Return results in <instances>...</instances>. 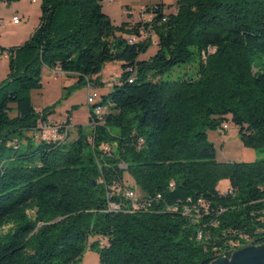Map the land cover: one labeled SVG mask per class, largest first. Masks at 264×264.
Listing matches in <instances>:
<instances>
[{"label":"trees","instance_id":"16d2710c","mask_svg":"<svg viewBox=\"0 0 264 264\" xmlns=\"http://www.w3.org/2000/svg\"><path fill=\"white\" fill-rule=\"evenodd\" d=\"M102 2L41 0L31 38L0 47L9 55L0 83V264H74L88 246L100 264L227 257L229 241L264 227V158L217 162L205 131L230 121L244 147L264 149V0H177L168 14L171 6L158 2L146 6L150 22L117 27ZM149 45L157 51L143 60ZM113 62L120 78L98 103L103 125L88 119L92 133L79 128L71 141L35 138L50 114L29 97L43 68L100 87ZM172 68L184 72L165 80ZM125 172L151 209L132 212L123 200L126 211H108ZM221 180L229 183L224 194Z\"/></svg>","mask_w":264,"mask_h":264},{"label":"rangeland","instance_id":"374dc122","mask_svg":"<svg viewBox=\"0 0 264 264\" xmlns=\"http://www.w3.org/2000/svg\"><path fill=\"white\" fill-rule=\"evenodd\" d=\"M162 2L166 6H171L173 9L177 0H114L113 3H108L103 0L101 3L102 12L109 18L111 24L115 27L128 22L125 14V7L130 6L135 14L145 2ZM40 2L32 3L31 0H0V47L5 49H14L22 46L27 42L38 27L40 12ZM170 9V11H173ZM13 17L19 18V25H14ZM144 35V34H143ZM130 35H123V38H129ZM154 39V38H153ZM157 51V47L149 45L146 52L140 55V58L147 60ZM114 64L110 68L112 74L105 76L111 79L107 84H111L108 88H103L100 84L94 87L92 84L91 90L88 93V85L77 82L75 76L65 77L54 75L46 68L41 70V88L34 89L29 92L31 102L37 112L50 113L48 118L53 123L58 124L64 121L67 116L71 117V127L68 130V141L76 138L77 130L81 128L84 134L92 133V128L89 126L87 98L88 94L94 97V103L90 105V109L94 104L101 101L102 94L106 95L111 87L112 82L118 81L120 78V67L117 68ZM183 68H172L165 80H176L184 72ZM8 61L2 58L0 54V83H2L8 75ZM56 77V79H55ZM102 88V89H101ZM227 128L222 130L223 125L216 129H208L205 131V139L211 143L216 152V161L222 163H250L257 159L264 158V149L255 150L246 148L241 144L239 136V127L230 121L224 123ZM114 133V129H111ZM33 136V134H27ZM34 139V143H38ZM36 141V142H35ZM36 146V144H33ZM37 159H35L36 161ZM124 183L132 188L137 195L141 196L140 191L133 185L131 177L127 172L124 174ZM229 188L227 180H221L217 184L218 192L225 193ZM92 241H89L91 243ZM74 264H100L98 252L95 248L88 246L83 256Z\"/></svg>","mask_w":264,"mask_h":264},{"label":"built area","instance_id":"2783aa9c","mask_svg":"<svg viewBox=\"0 0 264 264\" xmlns=\"http://www.w3.org/2000/svg\"><path fill=\"white\" fill-rule=\"evenodd\" d=\"M41 0H31L32 3H37L40 2ZM106 1V0H105ZM108 3H113L114 0H107ZM172 9V8H170ZM170 9H164V14H168ZM173 10V9H172ZM130 8L125 9V14L128 17V21L132 24L137 23V22H142V23H148L151 21L153 14L147 13L146 12V6L142 7L137 14L130 12ZM13 23H18L19 18L18 17H13L12 19ZM144 37L146 38H151L153 41V37H150V35L147 32H143ZM137 41L135 37H130L129 42L133 43ZM9 55L7 53L2 54V58L8 59ZM88 93L91 90V86L88 85ZM94 103V97L90 96L88 94L87 98V107H88V119H90L91 123L90 125L92 127H95L97 125H103L104 123V116L106 115V110L104 107L94 104L92 106V109H90V105ZM92 111L90 113L89 111ZM70 121V120H69ZM70 124V123H69ZM70 125L66 124V119L64 121H60V123L55 124L53 121L49 118L46 120H41L39 123V132L35 136L36 139L46 141V142H64L67 138L68 135V130H69ZM227 128L226 125H223L222 130H225ZM139 145L142 144V140H139L138 142ZM102 149L107 152L109 149L107 146L103 145ZM121 168L123 166L121 165ZM124 186L117 185L115 187V192L118 194L121 192L120 200L119 202H108V211L109 212H116L120 210L126 211L125 204L123 203V200H125L129 206H130V211H141V210H149L152 208V199H143L140 197H137L135 194L134 190L132 188L127 187L125 184ZM159 198V196L157 197ZM110 199V197H109ZM197 205L200 206L201 208L204 209L205 211V206L202 200H199L197 202ZM177 207H169L167 208V211H172L175 212L177 211ZM191 208L188 206H184L182 208V211L184 214L189 215L191 212ZM257 240H264V227L263 228H257L252 235H243L240 236V239L235 240V241H229L227 243V258L228 254L232 252L233 250H236L239 248L240 244H247V247L250 246V243H256ZM100 247H104L103 241L100 240Z\"/></svg>","mask_w":264,"mask_h":264},{"label":"water","instance_id":"95a60500","mask_svg":"<svg viewBox=\"0 0 264 264\" xmlns=\"http://www.w3.org/2000/svg\"><path fill=\"white\" fill-rule=\"evenodd\" d=\"M210 264H264V244L245 247L232 253L229 258H218Z\"/></svg>","mask_w":264,"mask_h":264},{"label":"crops","instance_id":"0c3cea01","mask_svg":"<svg viewBox=\"0 0 264 264\" xmlns=\"http://www.w3.org/2000/svg\"><path fill=\"white\" fill-rule=\"evenodd\" d=\"M152 4H155V2H151V1H148V2H145L143 5H141V7H140V9L142 8V7H145V6H148V5H152ZM129 9L130 8V6H126L125 7V9ZM139 9V10H140ZM130 10H131V8H130ZM139 10H138V12H139ZM132 11V10H131ZM130 11V12H131ZM138 12H136L135 14H137ZM132 13H133V11H132ZM128 18V17H127ZM14 25H19L20 23L18 22V23H13ZM4 59V58H3ZM4 60H8V59H4ZM114 64H117V63H108V64H106L105 66H104V68H103V70H102V72L99 74V81H100V84H103V85H101L103 88H108V87H110L111 86V84H107L111 79H107V77H105V76H110L112 73L111 72H114V71H111L110 70V68H112L113 66H114ZM120 67V64L118 63V65H117V68H119ZM55 76L56 75H62V76H65V77H67L65 74H63L62 72H60L58 69H55V70H52L51 71ZM55 79H56V77H55ZM102 89V88H101ZM102 95H104V94H102ZM70 124V127H71V119H70V122H69ZM229 184V183H228ZM229 189V188H228ZM228 189L226 190V192L228 191ZM217 191H219V190H217ZM225 192V193H226ZM220 194H224L223 192H219Z\"/></svg>","mask_w":264,"mask_h":264},{"label":"bare ground","instance_id":"6f19581e","mask_svg":"<svg viewBox=\"0 0 264 264\" xmlns=\"http://www.w3.org/2000/svg\"><path fill=\"white\" fill-rule=\"evenodd\" d=\"M262 245V244H261ZM250 246H257V245H250ZM247 247V246H246ZM243 248H245L244 246H242V247H240V248H238V250H240V249H243ZM238 250H233L232 252H230L228 255H231L232 253H234V252H236V251H238ZM226 255H227V252H226ZM223 257H226V256H223ZM220 258H222V257H220ZM229 258V257H228Z\"/></svg>","mask_w":264,"mask_h":264}]
</instances>
